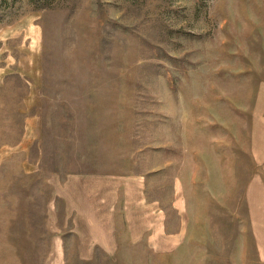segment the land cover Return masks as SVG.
<instances>
[{
	"label": "rangeland",
	"instance_id": "rangeland-1",
	"mask_svg": "<svg viewBox=\"0 0 264 264\" xmlns=\"http://www.w3.org/2000/svg\"><path fill=\"white\" fill-rule=\"evenodd\" d=\"M263 87L264 0H0V264H52L51 179L77 171L146 177L175 243L66 264H264Z\"/></svg>",
	"mask_w": 264,
	"mask_h": 264
},
{
	"label": "crops",
	"instance_id": "crops-1",
	"mask_svg": "<svg viewBox=\"0 0 264 264\" xmlns=\"http://www.w3.org/2000/svg\"><path fill=\"white\" fill-rule=\"evenodd\" d=\"M254 113L252 152L261 171L250 180L246 195L253 235L264 261V87ZM51 181L55 201L52 264H66V254L73 253L80 260H93L99 251L114 257L128 245L148 244L154 252L172 250L175 235L160 219L158 201L148 198L146 177L77 171L55 175Z\"/></svg>",
	"mask_w": 264,
	"mask_h": 264
}]
</instances>
